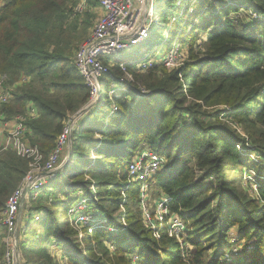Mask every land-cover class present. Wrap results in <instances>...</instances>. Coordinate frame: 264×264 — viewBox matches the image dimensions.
I'll return each instance as SVG.
<instances>
[{
	"label": "trees",
	"instance_id": "obj_1",
	"mask_svg": "<svg viewBox=\"0 0 264 264\" xmlns=\"http://www.w3.org/2000/svg\"><path fill=\"white\" fill-rule=\"evenodd\" d=\"M79 1L0 0V79L11 91L10 100L0 105V115L8 121L34 111L25 122V140L44 161L65 123L88 100L71 62L82 36L75 37L73 28L66 26L79 20L73 15ZM87 1L97 5V0ZM195 2L196 13H205L207 19L188 37L175 39L187 50L178 70L168 72L157 64L140 73L128 65L131 60L103 61L109 75L101 80L102 91L117 84L122 63L133 79L132 93L143 89L151 96L135 106L120 99V114L106 127L72 132L71 162L74 155H89V162L75 173L67 170L72 163L67 165L64 179L59 173L48 184L50 194L37 203L28 200L31 206L18 243L23 264H56L50 241L54 249L64 251L68 264H264V0H237V6H227V0H186L179 15L194 14ZM245 6L249 8L242 10ZM252 14L260 19L252 21ZM246 20L250 24H244ZM22 77L27 81L19 83ZM103 105L101 99L97 111ZM218 106L225 109L217 111ZM86 136L91 141L86 138L88 144L81 146ZM141 148L164 159L168 171L146 182L152 218L155 202L169 199L168 214L154 221V229L143 221V183L129 184L127 178L128 165ZM28 163L10 150L0 154V212ZM246 169L255 175L254 192L241 184ZM77 191L96 201L90 209L106 221L90 233L82 230L83 247L68 219L62 222ZM170 216L181 218L179 239L168 235ZM231 234L254 249L238 250L228 262L230 250L225 248L237 246L230 243Z\"/></svg>",
	"mask_w": 264,
	"mask_h": 264
},
{
	"label": "built area",
	"instance_id": "obj_2",
	"mask_svg": "<svg viewBox=\"0 0 264 264\" xmlns=\"http://www.w3.org/2000/svg\"><path fill=\"white\" fill-rule=\"evenodd\" d=\"M156 1L98 0L100 14L96 18L90 33L79 44L71 59L72 65L78 75L83 79L84 85L88 90L87 103L80 110H86V112L78 118L75 115L68 119L56 140L55 148L45 161L38 151L31 147L25 140L27 132L25 122L28 118L34 116L33 111L30 112L28 117H16L13 120L12 128H8V122H5L0 115V133H6L3 135V140L0 143V154L10 150L16 156L29 160L28 170L21 183L6 199L4 208L0 212V231L5 235L4 241L7 248L3 255L6 264L16 263L15 236L21 223L19 212H21L22 200H30L33 203H37L43 197V188L54 181L57 177V172L62 168L64 152L71 150L72 132L77 131L83 117L87 116L90 110L102 99L100 83L105 75H109V67L104 65L103 61L106 60L108 64H112L117 58H122L123 61L125 59L131 60L128 65L136 68L140 73L148 71L157 64L162 65L168 72L178 70L183 66L187 50L186 46L181 42H177L175 45L173 44L171 49L163 55L148 53L142 57H138L140 52L137 53V48L149 40L151 36L150 29L154 23L153 4ZM185 1H176L180 15L186 8ZM226 5L237 6V0H227ZM1 7L2 4L0 3ZM242 10L247 9L244 7ZM84 11H86V5L82 2L73 9V15H81ZM188 12L192 13L193 9L191 7L188 8ZM251 19L252 21H257L260 18L252 14ZM245 22L244 24H250L248 20ZM146 50L147 47L143 48L142 52ZM119 67L123 75L117 79V84L111 85L106 90V97L111 102L110 110L106 115L108 123L120 114V109L116 105V101L125 99L131 106H134L137 100L151 96L150 92L143 89H139V92L136 94L132 93V91L134 92L133 79L126 72L122 63ZM25 81H27L25 78H21L19 83ZM183 91L185 92V90ZM10 98L11 91L10 89L4 88L2 78L0 79V105L6 104ZM223 109L225 107H222L220 110ZM65 148L66 151H64ZM251 159L257 163L255 158L251 157ZM167 172L164 159L148 149L141 148L137 153H134L128 165V183L141 182L143 185H146V182L152 180L157 174L167 175ZM141 192L140 199L143 221L150 228L154 229V221L161 222L164 216L168 214L165 210V204L169 202V199L161 197L155 202V216L152 218L146 210L147 200L143 188ZM77 196H79V199L67 209L66 214L71 228L77 232L78 237L79 231L84 228L90 233L95 228L103 227L106 221L102 216L90 209V205L94 204L96 202L95 200L81 192ZM35 219L38 220L39 218L36 216ZM167 225L169 237L179 239L183 232L181 218L178 216H170ZM23 229L24 225H22L21 232ZM110 231L113 233L116 232L115 229ZM231 237H233V234H231ZM109 249L110 251L112 250L110 247ZM253 249V245L248 243L244 245L242 251L249 253ZM237 252L238 250L236 249L234 254ZM225 258L226 261L230 262L231 257L229 255H226Z\"/></svg>",
	"mask_w": 264,
	"mask_h": 264
},
{
	"label": "rangeland",
	"instance_id": "obj_3",
	"mask_svg": "<svg viewBox=\"0 0 264 264\" xmlns=\"http://www.w3.org/2000/svg\"><path fill=\"white\" fill-rule=\"evenodd\" d=\"M193 7H194V10H195L194 14H189L187 16H180L179 15V7L176 5V1L168 3V0H157L153 4L154 23L151 25V29H150V35L151 36H150V39L147 40L145 43H143L141 46H139L137 48V53L140 52V55H141L143 53L142 49L147 47L149 50H151L150 52H152V54L158 53L160 55H163V54H165L167 51H169L171 49L173 44L174 45L177 44V41L175 40L177 37H179V38H181L183 36L188 37L189 33L192 30H194L193 28L198 30L199 26H201V24H203V21L205 19H207V18H204L205 13H203V12H201V13L197 12L196 13V11H198V3L197 2L194 3ZM94 8H95L94 6L91 7V9H93L92 12L88 13L87 16L85 14L83 16V18H81L79 21L78 20L77 21H70V22L66 23L67 28H73V32H74V36L75 37L82 36L81 39H80L81 41L86 38L88 32L90 33V31H91V29L93 27V24L95 22V19L98 16V14H97L96 10H94ZM245 8L247 9L249 7L245 6ZM230 18L235 22V19H233L232 16H230ZM200 38H201V36L198 35L197 40L200 39ZM75 48L76 47H74V49ZM176 48H178V47H176ZM73 50H72V52H73ZM102 102H103L104 105H103V108H102L101 112L97 111L96 106H95L94 108H92L90 110V112L86 116L85 120L83 121V119H82L80 121L82 123L81 130L85 129V128H96V129H98V128H100L102 126L104 121L105 122L108 121L106 115H107L108 111L110 110L111 102L108 101V99L106 98V91L105 90L102 91ZM221 108H222V106H218V107H216V110H220ZM5 122H7V121H5ZM81 130H79V132ZM237 131L239 133H241L240 129H238V128H237ZM79 132L76 131L75 133H79ZM5 134L6 133H4V135ZM89 137L91 138V136H89ZM89 137H87V136L84 137V139H83V141L81 143V146L84 145V142L86 141V138H88L87 139L88 141H91V139ZM71 140H72V137H71ZM92 140H95L94 137H93ZM0 142H1V139H0ZM85 144L87 145L88 142H85ZM90 144L92 145V143H90ZM64 151H66V148H65ZM67 151L64 152L62 166L65 164L64 161L67 158ZM138 151H139V149L136 150L135 153H137ZM242 154L246 155V153H242ZM74 156H75V161H73V163L71 162L72 164L70 165V166L73 165L74 167H67V170H69L71 173H73V172L75 173V169H78V168H76L78 166L80 167V169H84L86 167V164H88V162H89L88 161L89 155H84L83 159H77L76 158L77 156L76 155H74ZM70 157L74 158L72 156V152H70ZM251 157L255 158V155H252ZM96 160H97V158H96ZM59 173H60V170L57 172V174H59ZM261 173H262V171L259 172V174H261ZM61 174H62L61 175V181H62L64 179L63 176H64L65 172L62 171ZM254 178H255L254 174L250 173L247 169L243 170L242 178H241V184L245 185L247 190H249V188H251V191L254 192V186H253ZM249 185H251V186H249ZM14 188L15 187H12L10 190L12 191ZM142 188L144 189L146 200L148 201L149 197L146 195V192H147L146 191V185H143ZM142 188H141V191H142ZM45 192H47V190L43 191L42 194L45 193ZM150 195H151V193H150ZM57 198H60V196L57 195ZM147 201H146V210L149 212V208L150 207L148 206ZM4 203H5V201H4ZM74 203H72L71 205H73ZM119 212H121V209L118 210V213ZM153 214L155 216V209L153 211ZM149 215H150V212H149ZM66 219H67V216L63 215L62 222L65 221ZM107 230H108L109 233L113 234V232H111L110 230H114V228H107ZM84 237H83L82 230L79 231V233H78V241L80 242L81 247H83V243L81 242V240ZM237 239H238V237H236V236L231 237L230 243H237V244H239V246H234V245H230L229 246L228 245L225 248L227 250L228 249L230 250V253L228 254L229 257H233V254H234L235 250L236 249L239 250V249L244 248V245L247 243L246 241H238V242H236ZM180 241L182 242V240H180ZM49 244H50V247H49L50 255H51L52 258H54L56 264H68L66 259H64V257L62 256V255H64V251L63 250L54 249V245H53L52 241H50ZM91 244H93V246H94L93 242L90 243V245ZM107 244L108 243L105 244L106 247H107ZM109 247L112 250H114V246L109 245ZM94 251H97V253H99L96 248H95ZM231 260H233V258L230 259V261ZM19 261H20L19 264H23L21 255L19 256Z\"/></svg>",
	"mask_w": 264,
	"mask_h": 264
},
{
	"label": "crops",
	"instance_id": "obj_4",
	"mask_svg": "<svg viewBox=\"0 0 264 264\" xmlns=\"http://www.w3.org/2000/svg\"><path fill=\"white\" fill-rule=\"evenodd\" d=\"M82 2H84L85 3V5H86V11H84V13H82L81 15H79V20L81 19V18H83V16L87 13H91L92 12V10L93 9H91V7L92 6H90L89 4H88V1L87 0H80L79 2H78V4L77 5H79L80 3H82ZM94 10H96V12H97V14L99 15L100 14V10H99V7H98V0H97V5L95 6V8H94ZM98 17V16H97ZM78 20V21H79ZM96 20V19H95ZM92 25V24H91ZM88 34H89V32H88ZM88 34H87V36H88ZM86 36V37H87ZM73 56V55H72ZM71 59H72V57H71ZM22 78H25V77H22ZM107 98V97H106ZM101 101V100H100ZM137 103V102H136ZM136 105V104H135ZM134 105V106H135ZM30 112H31V109H30V111L27 113V116L26 117H28L29 116V114H30ZM33 113H34V111H33ZM34 116H35V114H34ZM33 116V117H34ZM19 117V116H18ZM22 117V116H21ZM85 118H86V116L84 117V119H83V121L85 120ZM3 119H4V117H3ZM15 118H12V119H10V120H5V121H7L8 122V128H12V126H13V120H14ZM82 121V122H83ZM104 125V127H106L107 125H108V122H105L104 121V123H103ZM81 128H82V123H80L79 124V128L77 129V132H79V130H81ZM3 135H4V133L3 132H1L0 133V139H1V142H2V137H3ZM0 142V143H1ZM69 152H71V150L70 151H68L67 152V157H68V155H69V162L67 163V165H70L71 164V158L72 157H70V153ZM91 159L92 160H94L95 158L94 157H91ZM65 162V161H64ZM66 165V166H67ZM66 166H64V168L66 167ZM89 167V166H88ZM88 167H87V169H88ZM63 168V169H64ZM63 169L62 170H60V173L63 171ZM85 171H87V170H85ZM47 187H48V185L47 186H45L44 188H43V190H42V192L43 191H45V190H47V192H45V193H43V196H46V195H48V194H50L52 191L49 189H47ZM92 188V187H91ZM79 192H81L82 194H84L82 191H77L73 196H72V199H73V203L74 202H76V200L77 199H79V196H77V194L79 193ZM85 195V194H84ZM33 203V202H32ZM30 204H28V200H24L23 201V203H22V207H21V217H20V219H21V223H20V228H19V230H18V232H17V234H16V236H17V240H18V243L21 241V239H22V237H21V228H22V225H24V222H25V220H27V215H28V209L30 208ZM72 206V205H71ZM70 207V206H69ZM68 207V208H69ZM67 208V209H68ZM67 209H66V211H67ZM30 215H34V212H32ZM66 216H67V214H66ZM37 217L39 218V217H41L39 214H37ZM68 219V218H67ZM5 235L3 234V232H1L0 231V264H6L5 262H4V259H3V255L5 254V251H6V245H5Z\"/></svg>",
	"mask_w": 264,
	"mask_h": 264
},
{
	"label": "water",
	"instance_id": "obj_5",
	"mask_svg": "<svg viewBox=\"0 0 264 264\" xmlns=\"http://www.w3.org/2000/svg\"><path fill=\"white\" fill-rule=\"evenodd\" d=\"M85 112H86V110H82V111L78 112L75 117L78 118L81 115H83ZM68 162H69V155L64 162L65 164L62 166V168L60 170H62L64 168V166L67 165ZM22 203H23V200H22ZM19 216H21L20 212H19ZM19 255H20V253H19V249H18V240H17V236H15V257H16V263L15 264H19V262H20L19 261Z\"/></svg>",
	"mask_w": 264,
	"mask_h": 264
}]
</instances>
